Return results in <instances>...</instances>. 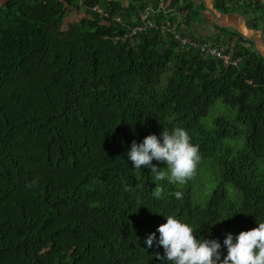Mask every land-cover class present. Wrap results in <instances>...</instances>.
Listing matches in <instances>:
<instances>
[{"label": "trees", "instance_id": "1", "mask_svg": "<svg viewBox=\"0 0 264 264\" xmlns=\"http://www.w3.org/2000/svg\"><path fill=\"white\" fill-rule=\"evenodd\" d=\"M158 1L0 0V264H160L145 238L163 213L221 243L264 219V55L238 31L198 34L191 0ZM147 6L154 25L133 33ZM214 6L264 31V0ZM174 126L201 159L186 183L155 182L126 150Z\"/></svg>", "mask_w": 264, "mask_h": 264}, {"label": "clouds", "instance_id": "2", "mask_svg": "<svg viewBox=\"0 0 264 264\" xmlns=\"http://www.w3.org/2000/svg\"><path fill=\"white\" fill-rule=\"evenodd\" d=\"M126 154L133 168H148L153 181L170 184H183L191 179L201 159L199 145L192 142L188 130L182 126L163 127L159 135L149 133L139 142L133 140ZM172 195L180 199L183 192L176 190ZM163 215L165 222L145 238L148 247L154 242L163 246V253H156L160 264H264V219H257L252 228L226 232L221 243L219 238L197 236L193 225L176 214ZM222 247H226V253L221 251Z\"/></svg>", "mask_w": 264, "mask_h": 264}, {"label": "crops", "instance_id": "3", "mask_svg": "<svg viewBox=\"0 0 264 264\" xmlns=\"http://www.w3.org/2000/svg\"><path fill=\"white\" fill-rule=\"evenodd\" d=\"M193 5L198 8L199 14L197 16V19H201L203 20V18L199 17L201 15L202 11H205V9H203L202 11H200L201 8H205V4L203 2H205V0H191ZM214 1L215 0H210L209 1V6L207 9L208 13L205 12V19L208 20V22L210 24H212L213 26L209 27L210 30V34L208 33V35H205V33L202 30V27L200 29V26L197 27V21L195 20L193 26L195 31L200 34L201 36H206V37H210V36H214L217 32H218V28L217 26H221V27H225L227 28L229 31H238L240 34H242L243 38H251V35H255L254 36V43L257 46L258 43H262L264 45V34H259V31H255L253 30L251 27H249L248 23H247V19L245 15H241L237 12H227V13H221L219 10H217L214 6ZM127 2V0H126ZM242 18V21H241ZM205 22V21H204ZM209 23H207V25H210ZM204 23V26H207ZM251 31V33L249 35H246V31L245 29ZM256 36L258 37V41L256 40ZM258 42V43H257Z\"/></svg>", "mask_w": 264, "mask_h": 264}, {"label": "built area", "instance_id": "4", "mask_svg": "<svg viewBox=\"0 0 264 264\" xmlns=\"http://www.w3.org/2000/svg\"><path fill=\"white\" fill-rule=\"evenodd\" d=\"M168 3H170V0H159L158 1V10H161L164 8ZM93 10L98 11L100 14H102L105 17H111V15L107 12L101 9L98 5L93 7ZM154 7L147 6L144 11H142L139 15L141 23L134 26L132 32L135 33L138 30H142L144 28L150 27L154 25V22L151 20V16L153 14ZM115 20H120V16L116 15L113 17ZM174 33V38L178 40V42L184 46L189 42L188 37L181 34L179 30H177V23L172 26V28H169ZM168 29V30H169ZM201 51L217 57L223 64L226 65H237L239 63L240 58L234 56V54L231 51H228L226 46L220 45V44H207V43H201L200 44Z\"/></svg>", "mask_w": 264, "mask_h": 264}, {"label": "rangeland", "instance_id": "5", "mask_svg": "<svg viewBox=\"0 0 264 264\" xmlns=\"http://www.w3.org/2000/svg\"><path fill=\"white\" fill-rule=\"evenodd\" d=\"M209 1L210 0H205V2H203L205 4V8H201L200 11H202L203 9H205V11L201 12V15L199 17L203 18V20L201 19H197L196 18V23H197V27L200 26V29L202 27L203 32L205 33V35H208V33L210 34V30L209 27L213 26L212 24H210L208 22L207 19H205V12L208 13L207 9L209 6ZM237 13L241 14V15H245V12L243 10V8H236ZM84 13V11H78L77 9L71 8L68 12V14L66 15V17L64 18L63 24H62V29H66L68 27V25L70 23H72L73 21H76L79 19V17ZM205 21V22H204ZM242 21V18H241ZM204 23L207 25V23H209L210 25H207L206 27L204 26ZM214 27V26H213ZM264 34V31L262 30V32H259V34ZM255 35H251V37L254 39ZM256 40L258 41V37L256 36Z\"/></svg>", "mask_w": 264, "mask_h": 264}, {"label": "water", "instance_id": "6", "mask_svg": "<svg viewBox=\"0 0 264 264\" xmlns=\"http://www.w3.org/2000/svg\"><path fill=\"white\" fill-rule=\"evenodd\" d=\"M77 10H78V9H77ZM245 31H246V35H249V34L251 33V31H249V30L247 29V27H246ZM257 43H258V42H257ZM256 48H257L258 50H260V51L262 52V54L264 55V45H263L262 43H258L257 46H256Z\"/></svg>", "mask_w": 264, "mask_h": 264}]
</instances>
